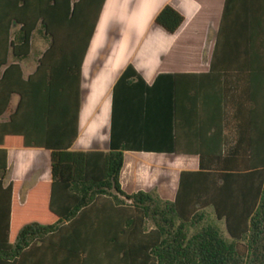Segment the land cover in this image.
<instances>
[{
	"label": "trees",
	"instance_id": "1",
	"mask_svg": "<svg viewBox=\"0 0 264 264\" xmlns=\"http://www.w3.org/2000/svg\"><path fill=\"white\" fill-rule=\"evenodd\" d=\"M106 1L0 0V264H264V0H225L208 72L159 75L151 86L171 90V149L154 153L198 159L196 171L179 173L173 201L124 193V151L143 152L131 143L116 149L110 141L106 153L71 150L84 61L115 0ZM123 1L146 6L129 19L132 30L155 16L154 26L174 35L184 22L157 0ZM35 35L48 45L24 78L19 63ZM112 78L99 91L103 130ZM117 87L130 96L148 88L130 64L112 95ZM84 88L82 123L93 101ZM9 149L50 155V182H38L23 203L21 183H4ZM207 209L226 237L206 224Z\"/></svg>",
	"mask_w": 264,
	"mask_h": 264
},
{
	"label": "crops",
	"instance_id": "2",
	"mask_svg": "<svg viewBox=\"0 0 264 264\" xmlns=\"http://www.w3.org/2000/svg\"><path fill=\"white\" fill-rule=\"evenodd\" d=\"M210 1L213 2L211 3L210 11H214L215 14L212 17L209 16V18L211 17L212 19L208 23V30L210 34H213V39H207L205 44L200 48L197 47L192 49V51L197 53L198 59L191 63L182 62V59L177 56L183 51L178 48L177 38L182 34L185 27L193 22L199 13L203 11L204 4L198 0L164 1L162 7L165 5L173 7L184 18V22L174 35H168L158 28L162 36L154 42L150 40L148 50V52L152 54L150 60L146 59L145 61L143 57V61H138L139 59H130L126 65H120L116 62V66L110 75L113 76V80L111 91L108 95L110 110L108 127L105 130H103L99 122L101 107L99 91L103 82L107 81L110 76L105 75L99 78L92 72L90 67L92 61H94V56L86 66V60L94 37L92 39L82 69L78 138L71 150L74 152L100 151L106 153L110 150V141L112 147L116 149L119 148L122 141H127L133 146L130 150H142L143 152L124 151L123 169L127 156L130 157L129 165L126 167V176L130 180V187L129 189L124 188L121 182L123 169L120 175V184L122 190L124 189L123 191L127 195H131L138 191H143L145 193L155 192L161 200L173 201L178 187L179 173L181 171H196L198 169V159L195 156L154 153L171 149L169 145L171 141V125L169 123V118L171 117V100L169 93L171 90L162 86H151L159 75L199 74L208 72L215 36L225 0ZM44 42L45 40L41 36L35 35L33 37L30 55L19 63L24 78H27L34 72L36 65L33 67L31 64L34 62L37 64L39 57L45 51L42 50L41 54L33 55V46L39 48ZM177 57L178 59H174ZM129 64L132 65L148 88L139 87L134 89V92L130 96L126 94L127 90L125 88L117 87L112 95L114 84ZM136 64L140 65L147 73V77L141 73L136 67ZM85 70H87L86 78L84 77ZM87 80L91 81L88 82ZM85 83L88 93L90 91V96L93 97V101L90 103L82 123ZM16 103L17 98L15 97L12 99L11 105L15 106ZM144 151H149L151 153H146ZM132 155H143L145 158L139 160ZM161 160L170 166L166 169H162L158 163H155V167H157L155 168L152 161L157 162ZM143 162L151 163L150 165H153V167L151 168L150 165L143 166ZM171 166L174 168L175 173L172 182H169L171 181L169 174ZM139 170L144 172L142 175H145V173L149 176L153 175L152 178L148 180V184L140 182L142 175ZM50 180V155L48 151L23 149L8 150L7 173L4 183L7 184L10 181H18L21 183L19 192V200L21 203H23L29 190L38 182H50ZM28 181L31 182V186L23 192L24 184ZM125 190L129 192L126 193Z\"/></svg>",
	"mask_w": 264,
	"mask_h": 264
},
{
	"label": "rangeland",
	"instance_id": "3",
	"mask_svg": "<svg viewBox=\"0 0 264 264\" xmlns=\"http://www.w3.org/2000/svg\"><path fill=\"white\" fill-rule=\"evenodd\" d=\"M150 1V0H149ZM160 4H163L165 0H157ZM204 4V9L199 13L197 18L189 23L178 39V48L181 49L182 53L177 55L182 59V62H194L198 59L192 49L201 47L205 44L207 39H213V34H210L208 30V23L211 21V17L214 16V11H210L211 2L210 0H198ZM146 6L140 5L135 2L126 4L123 0H115L113 5L109 8L107 23L103 29L98 46L95 49L94 61L91 63L90 69L97 75V77L102 78L105 75H111L112 71L118 64H128L130 59L143 61L142 57L149 59L152 54L148 52L149 42L152 40L156 41L161 35L160 30L154 26L153 19L155 16L150 18L140 29H130L129 19L134 16L138 18L140 12L144 10ZM209 16H211L209 18ZM162 38V37H161ZM177 42V40H176ZM47 41L41 47L33 46V55L41 54L42 50L47 48ZM209 50V48H208ZM38 52V53H37ZM96 56V58H95ZM174 58V59H178ZM117 60V61H115ZM35 67L36 62L31 64ZM91 79V78H89ZM90 82L91 80H87ZM87 82V84H88ZM6 119V117H4ZM136 159L143 160L145 157L143 155H132ZM140 174L144 173L139 170ZM153 176V175H152ZM150 175L143 174L140 182L148 184V180L152 178ZM31 186V182H25L23 192H25ZM124 190V189H123ZM128 193V190H125ZM206 224L217 227L222 234L226 237L223 222H218L215 219L212 209L206 210Z\"/></svg>",
	"mask_w": 264,
	"mask_h": 264
}]
</instances>
